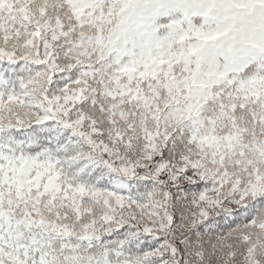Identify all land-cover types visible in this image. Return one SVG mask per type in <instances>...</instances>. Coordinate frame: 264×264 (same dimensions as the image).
Listing matches in <instances>:
<instances>
[{
    "label": "snow or ice",
    "instance_id": "snow-or-ice-1",
    "mask_svg": "<svg viewBox=\"0 0 264 264\" xmlns=\"http://www.w3.org/2000/svg\"><path fill=\"white\" fill-rule=\"evenodd\" d=\"M0 264H264V0H0Z\"/></svg>",
    "mask_w": 264,
    "mask_h": 264
}]
</instances>
